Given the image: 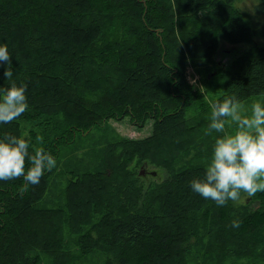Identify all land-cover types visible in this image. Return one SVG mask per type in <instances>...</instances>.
I'll use <instances>...</instances> for the list:
<instances>
[{"label":"trees","instance_id":"obj_1","mask_svg":"<svg viewBox=\"0 0 264 264\" xmlns=\"http://www.w3.org/2000/svg\"><path fill=\"white\" fill-rule=\"evenodd\" d=\"M235 1L0 0V44L7 45L12 79L26 85L28 103L18 119L0 124V139L24 138L30 154L43 147L57 161L82 126L131 117L143 128L152 120V135L126 145V155L166 173L149 193L135 196L134 180L120 157L111 156L112 174H83L69 182L65 176L66 210L47 207L44 193L52 171L24 192L23 178L0 181V264H82L78 253L96 250L107 260L114 256L107 264H186L184 253L190 251L198 262L207 252V261L221 252L243 256L251 250L255 256L260 251L264 257V193L249 213L234 210L232 201L217 206L190 188L205 166L167 171L170 157L154 150L170 132L182 152L200 144L195 128L184 121L190 91L183 64L191 60L209 67L219 38L230 44L264 38V23L248 24ZM255 10L264 13V0ZM4 67L0 87L10 83ZM231 96L242 104L264 97V48L229 75L217 101ZM34 125L40 134L27 132ZM138 201L148 204L134 209ZM95 215L100 217L94 222ZM234 219L241 221L239 228L231 226ZM71 223L76 232L91 226L77 240V253L62 237ZM210 244L218 248L208 251Z\"/></svg>","mask_w":264,"mask_h":264},{"label":"rangeland","instance_id":"obj_2","mask_svg":"<svg viewBox=\"0 0 264 264\" xmlns=\"http://www.w3.org/2000/svg\"><path fill=\"white\" fill-rule=\"evenodd\" d=\"M257 4L258 0H236L233 7L244 15V19L248 24L256 26L257 24L264 23V13H256L255 8ZM174 10L176 9L174 8ZM116 30L121 32L119 25H116ZM260 48H264V38L261 37L237 44H230L223 38H219L209 67L203 62H199L198 66H195L191 60L183 64L182 78L190 91L187 100V115L184 121L187 126L195 128L196 133H194V137L198 139L200 144L197 148L191 150L189 154L188 150L182 152L179 140H176L175 135L170 132V135L161 140V142L159 141V145L154 148L160 154L162 152L166 158L170 157L167 161L171 166L165 168V170L172 171L176 168L180 169L199 165L207 166V162L211 159L215 139L222 135V133L214 130L211 134H206L210 124V105L225 95L229 75L241 70V66L254 58L256 51ZM256 101L264 102V97H254L243 103L249 113L252 103ZM108 105L111 106L112 102H109ZM153 125L154 121L148 120L142 128V125H137L131 117L125 119L111 117L96 126H82L73 138V142L61 150L60 157L56 161V167L51 170V177L53 176L51 187H48L44 193V198L48 200L49 206L47 207L66 210L67 195L65 182L63 184L65 176L69 182L76 180V176L83 174H112L111 156L120 157L119 161L120 164L124 165L126 175H130L131 180H134V183H132L138 190L137 193H134L135 196L139 195L143 197L155 186L165 181L166 173L163 172V169L140 157H136L131 162V156L126 155V145L133 141L144 140L150 137L153 133ZM234 127L235 125H228L226 126V131H231ZM27 128L28 133L32 128L40 134V127L38 125L28 126ZM180 142H182V139ZM54 155L56 156L55 153ZM153 157L155 160H158L157 157L160 158L159 155L155 154H153ZM145 164L148 166L145 167L147 175L144 177L140 174V171ZM152 171L159 173L152 175ZM113 174L119 177L117 173ZM125 191H127V188H125ZM260 194L257 193L255 196L249 197L246 193H242L238 201H232L234 210H240V212L244 213L251 212L250 209L254 208L257 203L256 197ZM112 203H114V200H112ZM141 204L146 206L148 203L138 201L134 209ZM118 205L121 206L120 202ZM99 217L95 215L94 222ZM90 231L91 226H83L82 231L76 232L74 225L71 223L69 227H66L62 237L68 243L69 249L77 253V240L82 234ZM211 233L209 236H214V230ZM214 247L218 248L216 245L210 244L208 251H211ZM260 253L259 251L254 256L250 250L247 255L238 256L221 252L219 253V257L217 255L215 259L207 261V252L203 262H198L196 260V252L190 251L184 253V258L186 264H264V257H260ZM107 257L108 255L104 251L96 250L88 255L78 253L77 258L80 259V263L82 264H107V262L112 261L114 256H111L108 260Z\"/></svg>","mask_w":264,"mask_h":264},{"label":"clouds","instance_id":"obj_3","mask_svg":"<svg viewBox=\"0 0 264 264\" xmlns=\"http://www.w3.org/2000/svg\"><path fill=\"white\" fill-rule=\"evenodd\" d=\"M0 66L10 83L0 87V124L18 119L28 109L26 85H17L13 78L11 57L6 44H0ZM210 124L206 134L214 130L222 135L215 139L210 161L202 178H194L190 188L217 206L238 201L242 193L249 197L264 193V102L252 103L250 113L234 96L211 105ZM235 125L231 131L226 126ZM37 140L42 141L41 137ZM24 138L5 134L0 139V181L23 178L20 191L36 185L45 171L56 167V159L43 147L29 153ZM233 228L241 221L234 219Z\"/></svg>","mask_w":264,"mask_h":264},{"label":"water","instance_id":"obj_4","mask_svg":"<svg viewBox=\"0 0 264 264\" xmlns=\"http://www.w3.org/2000/svg\"><path fill=\"white\" fill-rule=\"evenodd\" d=\"M147 166H148V165L145 164L144 167H142L141 172H140V174H141L142 176H146V175H147V169L145 168V167H147ZM151 174H152V175H156L157 173H156V172H151Z\"/></svg>","mask_w":264,"mask_h":264}]
</instances>
